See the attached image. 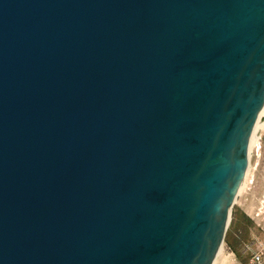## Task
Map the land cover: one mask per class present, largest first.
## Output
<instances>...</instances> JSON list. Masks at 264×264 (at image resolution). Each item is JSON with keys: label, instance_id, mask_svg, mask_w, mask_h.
<instances>
[{"label": "water", "instance_id": "95a60500", "mask_svg": "<svg viewBox=\"0 0 264 264\" xmlns=\"http://www.w3.org/2000/svg\"><path fill=\"white\" fill-rule=\"evenodd\" d=\"M264 109V0H0V264H214Z\"/></svg>", "mask_w": 264, "mask_h": 264}, {"label": "rangeland", "instance_id": "374dc122", "mask_svg": "<svg viewBox=\"0 0 264 264\" xmlns=\"http://www.w3.org/2000/svg\"><path fill=\"white\" fill-rule=\"evenodd\" d=\"M253 138L249 170L232 210L215 264H257L252 255L264 244V116ZM264 264V260L262 263Z\"/></svg>", "mask_w": 264, "mask_h": 264}, {"label": "built area", "instance_id": "2783aa9c", "mask_svg": "<svg viewBox=\"0 0 264 264\" xmlns=\"http://www.w3.org/2000/svg\"><path fill=\"white\" fill-rule=\"evenodd\" d=\"M264 260V244H261L259 249L252 255V262L260 264Z\"/></svg>", "mask_w": 264, "mask_h": 264}, {"label": "bare ground", "instance_id": "6f19581e", "mask_svg": "<svg viewBox=\"0 0 264 264\" xmlns=\"http://www.w3.org/2000/svg\"><path fill=\"white\" fill-rule=\"evenodd\" d=\"M263 116H264V109L262 110V112H261V114H260V117H261V118H262ZM262 120H263V118L257 122L256 127H255V129H254V133H253L252 140H251V146H250V154H251V149H252V145H253L254 134H255L256 130L258 129V126L263 122ZM248 170H249V169H248ZM245 180H246V179H245ZM244 182H245V181H244ZM243 185H244V183H243ZM243 185H242V187H243ZM242 187H241V189H242ZM220 251H221V250H220ZM219 253H220V252H219ZM215 262H216V261H215ZM215 262H214V264H215Z\"/></svg>", "mask_w": 264, "mask_h": 264}]
</instances>
